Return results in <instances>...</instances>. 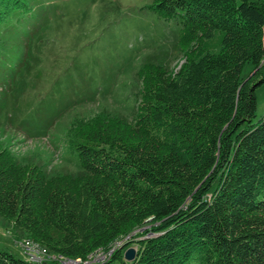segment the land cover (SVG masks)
Here are the masks:
<instances>
[{
	"label": "trees",
	"instance_id": "trees-1",
	"mask_svg": "<svg viewBox=\"0 0 264 264\" xmlns=\"http://www.w3.org/2000/svg\"><path fill=\"white\" fill-rule=\"evenodd\" d=\"M27 1L0 0V25ZM146 8L177 21L183 63L142 67L132 122L99 114L70 129L77 174L48 176L0 144V218L67 260L129 240L106 264H264V0ZM0 264L36 263L0 250Z\"/></svg>",
	"mask_w": 264,
	"mask_h": 264
},
{
	"label": "rangeland",
	"instance_id": "rangeland-1",
	"mask_svg": "<svg viewBox=\"0 0 264 264\" xmlns=\"http://www.w3.org/2000/svg\"><path fill=\"white\" fill-rule=\"evenodd\" d=\"M152 1L28 0V13L14 12L0 25V144L19 162L48 176L77 174L78 160L67 146L70 129L99 114L132 122L142 67H180V27L149 11ZM255 95L258 120L264 84ZM25 239L0 218V250L27 260ZM99 259L87 264H103Z\"/></svg>",
	"mask_w": 264,
	"mask_h": 264
},
{
	"label": "built area",
	"instance_id": "built-area-1",
	"mask_svg": "<svg viewBox=\"0 0 264 264\" xmlns=\"http://www.w3.org/2000/svg\"><path fill=\"white\" fill-rule=\"evenodd\" d=\"M21 245L23 247V251H24L25 255L27 256L26 261L36 263V264H50V263H54V262H57L59 264H82V263L87 264V263H89L90 259H92L96 256L101 257V259H99V260L103 264H106V262L112 256V253L115 250L119 249L118 247L121 246V245H118L117 247L113 248V245H114L113 244L108 252H103L101 250H98L89 256L88 261L82 262L80 259L67 260V259H64L62 257H56L54 255L52 256L49 253V251L47 250V248H45L44 246L32 241L29 238L25 239L21 243Z\"/></svg>",
	"mask_w": 264,
	"mask_h": 264
},
{
	"label": "water",
	"instance_id": "water-1",
	"mask_svg": "<svg viewBox=\"0 0 264 264\" xmlns=\"http://www.w3.org/2000/svg\"><path fill=\"white\" fill-rule=\"evenodd\" d=\"M135 256H136V250H134V249H128L124 253V259L127 262L134 260Z\"/></svg>",
	"mask_w": 264,
	"mask_h": 264
}]
</instances>
